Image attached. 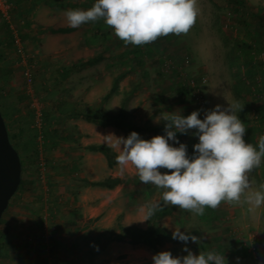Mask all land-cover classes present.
<instances>
[{
	"label": "rangeland",
	"instance_id": "1",
	"mask_svg": "<svg viewBox=\"0 0 264 264\" xmlns=\"http://www.w3.org/2000/svg\"><path fill=\"white\" fill-rule=\"evenodd\" d=\"M10 1V18L0 17V105L24 165L25 183L1 217L0 264H86L89 258L93 264H152L153 248L139 240H110L108 234L146 228L147 207L162 199L164 189L141 183L131 164L121 172L116 159L108 167L101 153L85 148L90 143L116 145L118 137L128 136L125 131L68 117V112L74 106L97 108L106 94L104 107L115 111L126 96L129 119L157 127L173 112L187 116L199 110L203 119L216 105L238 103L242 110L235 114L247 129L244 139L258 150L264 136V0L240 5L198 0L197 21L187 34L142 45V54L103 20L69 33H48L54 25H68L67 10H88L95 0H67L68 9L50 0L49 10L35 11L28 9L29 0ZM96 54L102 56L99 61L80 65ZM180 85L187 93H180ZM35 106L40 107L38 118ZM194 131L177 134L190 157L198 143ZM136 132L144 139L165 135ZM112 149L116 156L121 151ZM109 175L123 183L111 189L83 186L84 180ZM248 177L250 187L239 203L221 202L216 209L206 207L203 215L172 206L175 214L165 216L164 225L195 235L197 242H187L194 254L215 251L226 257L225 264H264V205L246 203L264 184V158ZM78 214L79 229L72 231ZM112 242L117 246L109 250ZM184 247L178 240L158 245L159 252L181 258L187 255Z\"/></svg>",
	"mask_w": 264,
	"mask_h": 264
},
{
	"label": "clouds",
	"instance_id": "2",
	"mask_svg": "<svg viewBox=\"0 0 264 264\" xmlns=\"http://www.w3.org/2000/svg\"><path fill=\"white\" fill-rule=\"evenodd\" d=\"M198 14V0H95L88 10L69 9L65 16L72 28L103 20L125 45L142 46L169 34H187L196 24ZM238 110H242L238 103L226 108L216 105L206 111L203 119L199 110L187 116L173 112L163 116L165 135L144 139L132 131L109 146L121 149L115 158L121 172L131 164L141 183L164 189L163 205L203 215L206 207L216 209L221 202L239 203L242 193L250 187L248 174L264 158V136L259 138L258 150L246 143L247 129L235 114ZM190 130H195L193 135L198 137L191 157L187 145L177 137V133L188 134ZM160 169L168 171L162 173ZM246 203L253 208L264 205V184L246 198ZM159 207L158 203L149 204L146 216L151 217ZM172 239L184 242L187 255L181 258L168 250L160 251L153 255L152 264L227 261L215 251L194 254L187 242H197L195 235L174 230Z\"/></svg>",
	"mask_w": 264,
	"mask_h": 264
},
{
	"label": "trees",
	"instance_id": "3",
	"mask_svg": "<svg viewBox=\"0 0 264 264\" xmlns=\"http://www.w3.org/2000/svg\"><path fill=\"white\" fill-rule=\"evenodd\" d=\"M234 4H243V0H231ZM73 4V3H72ZM60 7H69V2L67 4H57ZM8 30V28H6ZM75 30V28L69 27V26H58V27H50L47 29L48 33H69L71 31ZM160 38V37H159ZM158 38V39H159ZM157 39V40H158ZM137 52L142 54V46H136ZM102 58L100 54H96L93 57H85V59L80 63L82 66H89L97 61H99ZM139 63L143 64L142 60H139ZM69 72V71H68ZM147 74V72H145ZM180 93L186 92L188 88L184 85H180L179 87ZM109 94H106L102 98V100L99 103V106L97 108H93L92 106H84L81 107H72V109L68 112V117H74V118H83L87 122H91L94 124L106 126L110 125L115 128L121 129L125 131L127 135H129L132 131H157L160 133H165L164 126H150L146 127L141 124H136L132 122L129 119V111L127 109V98L126 96L121 100L119 107L115 111H111L104 107L105 99L107 98ZM0 111L6 119V113L3 112L2 107L0 105ZM16 111H19L18 109ZM178 134V133H177ZM10 139L14 147L17 149V145L13 141V135L9 133ZM254 140H257V135L254 137ZM57 141L54 140L51 141V145L55 146ZM85 148L88 151L91 152H99L101 153L105 159L108 167H112L115 164V158H116V152L112 149L111 146H109L106 143H90L85 146ZM33 149H35V152L37 153L36 146H33ZM37 155L36 159L37 160ZM22 161V159H21ZM48 166L49 164L46 163ZM24 168V165L22 163V169ZM53 177H50L49 183H52ZM25 181L23 178H21L19 187L17 190L21 189L24 186ZM123 183V178L119 176H107L100 180H84L83 186H101L108 189H111L115 187L118 184ZM155 203H158L160 205L159 208H157L154 212V214L151 217H147V226L146 228L139 229L136 232H130L128 235H123L121 233H114V234H108V239H115V240H126L129 242H132L134 240H139V242L142 245L149 246L154 249L156 253L159 252L158 245L164 244L166 242H174L176 240L172 239V232L170 228L164 225L163 218L165 216L174 215V208L170 205H163L162 199H157ZM82 220V216L78 214L77 219L75 222L72 223L73 230L76 231L79 229L78 223ZM1 224V220H0ZM81 227V226H80ZM3 234L0 233V249L3 248V242H2ZM86 264H93V259L89 258L86 261Z\"/></svg>",
	"mask_w": 264,
	"mask_h": 264
},
{
	"label": "water",
	"instance_id": "4",
	"mask_svg": "<svg viewBox=\"0 0 264 264\" xmlns=\"http://www.w3.org/2000/svg\"><path fill=\"white\" fill-rule=\"evenodd\" d=\"M21 173L20 155L11 142L5 119L0 111V220L19 187Z\"/></svg>",
	"mask_w": 264,
	"mask_h": 264
},
{
	"label": "built area",
	"instance_id": "5",
	"mask_svg": "<svg viewBox=\"0 0 264 264\" xmlns=\"http://www.w3.org/2000/svg\"><path fill=\"white\" fill-rule=\"evenodd\" d=\"M12 9H13V6L10 0H0V17L8 20L11 16ZM14 41L17 46L20 45V39L17 37V35L14 36ZM187 84L189 85V87H192V88L195 87L193 79L187 80ZM35 107H37L35 110V115L38 118V116L40 115V107L39 106H35ZM46 249H47V246L44 247V250Z\"/></svg>",
	"mask_w": 264,
	"mask_h": 264
},
{
	"label": "crops",
	"instance_id": "6",
	"mask_svg": "<svg viewBox=\"0 0 264 264\" xmlns=\"http://www.w3.org/2000/svg\"><path fill=\"white\" fill-rule=\"evenodd\" d=\"M30 1V4L28 6V9H30L31 11H35V10H41V9H44V10H49V7L52 5H50L52 2L50 0H29ZM57 1V0H56ZM59 1V2H58ZM56 4L60 3V4H67V0H58ZM62 8H67L68 7H62ZM58 26H68V25H65V24H62V25H54V27H58ZM108 189V188H106ZM102 220H100L101 222ZM117 245L115 243H110V245L108 246L109 247V250L110 249H113V247H116ZM123 248L125 250H129L127 248V246H123Z\"/></svg>",
	"mask_w": 264,
	"mask_h": 264
}]
</instances>
